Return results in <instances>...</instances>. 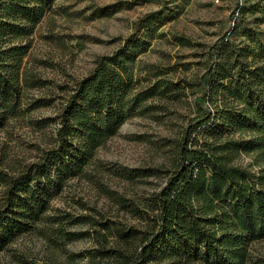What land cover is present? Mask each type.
I'll return each instance as SVG.
<instances>
[{"label": "trees", "instance_id": "obj_1", "mask_svg": "<svg viewBox=\"0 0 264 264\" xmlns=\"http://www.w3.org/2000/svg\"><path fill=\"white\" fill-rule=\"evenodd\" d=\"M52 1L0 0V125L3 108H13L27 85L21 63L28 44L21 39ZM245 11L238 9L241 16ZM156 22L154 13L138 20L139 27ZM234 32L238 38L254 37L251 27L238 22L229 34ZM235 36L219 37L209 53L197 81L199 112L175 143L163 183L144 200L153 214L147 213L144 224L95 219L92 256L107 259L106 264H245L247 242L264 236V45L254 47ZM127 45L101 55L72 87L55 115L54 144L42 149L38 160L13 176L0 171V250L43 218L61 220L47 213L51 192L81 171L138 101L155 94L158 83L127 100L128 83L115 68ZM40 84L33 75V87ZM240 153L261 166L257 174L236 163ZM152 173L143 167L134 176ZM90 218L81 215L77 221Z\"/></svg>", "mask_w": 264, "mask_h": 264}, {"label": "rangeland", "instance_id": "obj_2", "mask_svg": "<svg viewBox=\"0 0 264 264\" xmlns=\"http://www.w3.org/2000/svg\"><path fill=\"white\" fill-rule=\"evenodd\" d=\"M239 7L246 9L244 16ZM146 13H154L157 22L139 27ZM235 22L251 27L254 37L229 34ZM227 35L254 47L264 45V0L52 1L32 32L21 39L28 44L21 63L28 79L13 108H3L0 171L11 176L21 172L54 144L61 102L101 55L128 44L121 66L115 68L128 83L129 103L140 91L159 86L134 105L81 171L51 192L47 213L61 220L49 223L43 218L16 235L0 250V264L108 262L92 256L95 219L144 224L147 213L153 214L144 200L172 166L175 143L199 112L198 77L214 44ZM135 39L142 44L132 46ZM33 75L40 85L33 87ZM236 163L249 165L256 174L261 168L245 153ZM143 167L154 173L134 176ZM2 193L0 187V201ZM81 215L91 218L77 221ZM67 232L74 233L73 238ZM246 249L245 264H264V236L248 241Z\"/></svg>", "mask_w": 264, "mask_h": 264}]
</instances>
